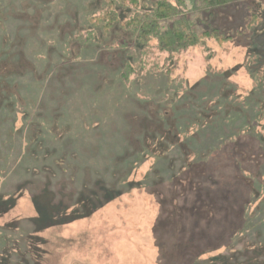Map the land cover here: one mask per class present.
I'll return each mask as SVG.
<instances>
[{
  "label": "rangeland",
  "instance_id": "374dc122",
  "mask_svg": "<svg viewBox=\"0 0 264 264\" xmlns=\"http://www.w3.org/2000/svg\"><path fill=\"white\" fill-rule=\"evenodd\" d=\"M105 8L0 0V264H264V0L173 52Z\"/></svg>",
  "mask_w": 264,
  "mask_h": 264
},
{
  "label": "trees",
  "instance_id": "16d2710c",
  "mask_svg": "<svg viewBox=\"0 0 264 264\" xmlns=\"http://www.w3.org/2000/svg\"><path fill=\"white\" fill-rule=\"evenodd\" d=\"M141 1L105 0L106 8L95 21L99 19L103 22V31L106 34L119 22L118 29L124 32L123 42L126 40L127 30L134 35L141 47L157 39L161 49L173 52L198 44L200 39L195 18H199L200 13L225 6L232 0H154L146 5ZM126 9L130 10L129 17L119 21V13ZM165 22L168 23L167 26ZM97 39L98 36L94 34L93 40ZM118 42L122 43V40Z\"/></svg>",
  "mask_w": 264,
  "mask_h": 264
}]
</instances>
